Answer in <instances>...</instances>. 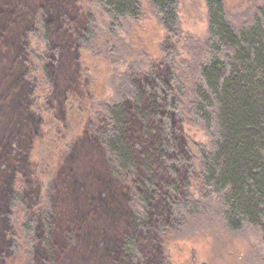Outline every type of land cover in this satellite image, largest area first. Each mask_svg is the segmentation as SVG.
I'll list each match as a JSON object with an SVG mask.
<instances>
[{
	"label": "trees",
	"instance_id": "trees-1",
	"mask_svg": "<svg viewBox=\"0 0 264 264\" xmlns=\"http://www.w3.org/2000/svg\"><path fill=\"white\" fill-rule=\"evenodd\" d=\"M93 1L112 25L121 19L138 18L146 2L170 41L181 33L178 0ZM206 3L207 36L202 40L187 37L190 60L184 61V70L178 72L176 46L168 50L163 45L164 57L153 64L148 77L129 78V87L118 90L116 102L99 108L95 127L83 132L87 141L96 145L91 159L96 153L103 169L95 170V174L105 180L98 192L86 193L87 202L95 205V200H100L89 220L96 219L102 206L114 214L108 215L100 233L92 234L101 244L107 234L115 232L111 246L105 248L107 252L100 254L102 258L96 264H163L162 236L167 231L181 232L213 204L216 217L230 231L264 229V1L249 21L239 25L228 19L223 0ZM70 7L74 8L72 0H0L2 42L17 49L27 69L29 38L37 32V89L44 94L36 112L33 83L29 111L36 118L23 123L21 111L15 115L12 112L10 129L0 139V261L3 252H16L19 246L15 227L21 221L14 226L13 209L29 205L24 189L18 185L22 172L16 167L31 155L42 130V111L47 107L55 111L52 126L56 122L66 125V107L58 109V114L56 110L62 100L59 95L63 94L66 104L69 97L82 94L75 86L78 78L66 77L71 73L54 68L55 61L50 58L51 43L63 45L71 56L77 53L74 45L78 49L81 45L79 32L75 38L69 31V39L64 38V20L69 27L82 26L77 16L74 21L69 19L73 15ZM86 30L83 42H89L95 34L90 26ZM159 67L168 68L167 79L156 74ZM18 88L12 83L10 89ZM64 91L68 92L66 98ZM42 96L37 94V100ZM132 121L143 129L146 143H137ZM189 126L201 130L208 142L193 148L186 135ZM74 160V153L67 164L64 160L56 183L76 182V193L82 195L87 175L73 174ZM54 186L53 181L48 190L49 208L21 225L30 253L37 249V264H54L56 251L61 248L63 239L53 234L56 211L67 216L55 221L64 228L71 225L78 229L84 221L76 210L64 209L59 201H53ZM39 191L37 185L36 199Z\"/></svg>",
	"mask_w": 264,
	"mask_h": 264
},
{
	"label": "rangeland",
	"instance_id": "rangeland-1",
	"mask_svg": "<svg viewBox=\"0 0 264 264\" xmlns=\"http://www.w3.org/2000/svg\"><path fill=\"white\" fill-rule=\"evenodd\" d=\"M72 1L74 8L70 7V12L73 15L69 19L74 21L77 16L82 26L69 27L68 22L65 23L66 20H64L62 28L67 31L64 38L69 39V31L75 38L79 32L77 40L81 42V45L79 49L76 44L74 45L77 53L71 56L63 45L51 43L53 51L50 58L55 61L54 68L71 73L66 77L70 78L73 75L78 78V84L75 86H77L76 89H81L82 94L79 97H69L70 100L66 104L63 94L59 95L62 100H59L56 110L58 114V109L65 110L66 107L64 120L66 125L56 122L52 126L55 111L53 109L50 111L49 107L42 111V130L34 141L31 155L27 160L22 159L16 167L17 171L22 172V178L20 177L22 182L18 185L24 189L26 204L29 205V208L17 205L16 209H13L15 211L14 226L17 220L21 221V224L18 221L19 227H15L19 246L16 252L14 250L3 252L0 264H37V249L30 253V245L22 233L21 225L28 219L37 218L39 212H45L49 208L48 190L53 181L55 182L53 201H59L64 209L76 210L77 216L82 215L84 220L78 229L71 225L64 228L60 222L57 224L55 221L59 218L61 220L66 214L60 210L55 212L53 234L54 237H61L63 242L60 243V250L56 251L54 264H96L101 260L107 252L105 248L111 246L115 239L113 236L115 232L107 234L105 241L101 244H97L92 234L100 233L108 220V215L114 216V214L102 206L96 219L89 220L90 213H95L100 200L98 202L95 200L96 204L93 205L86 201L88 200L86 193L97 191L98 187L102 188L105 180L95 174V170L103 169L99 159L96 161V153L91 159L92 151H96V145L88 142L83 132L95 127L99 108L116 102L118 90L129 87V78L136 76V80H142L148 77L153 64H157L164 57L163 45L168 50L173 45L176 46L178 54L175 56V63L179 72L185 68L184 61L190 60L188 39L202 40L207 36L206 0H178L177 10L181 33L172 41L168 39L158 17L146 2H143L142 13L138 18L121 19L118 24L112 25L106 14L93 0H75L77 4L74 0ZM263 1L223 0V4L228 19L239 25L249 21L256 7ZM89 26L95 32L94 37L89 42H83L87 32L86 27L88 29ZM3 38L4 33H0V133L4 131L0 139L10 129L7 128L9 121L13 118L12 112L15 115L21 111L23 123L28 119L30 121L31 117L36 118L35 114L29 111L33 83L35 85L33 109L36 112H39L38 103L41 104L44 100L42 96L44 94L37 89V48L40 46L37 32L31 34L29 38V69L25 62L22 64L17 49L7 46L2 42ZM166 69L168 68L159 67L156 74H162L163 78L167 79ZM12 83H17L19 88L10 89ZM64 93L66 98L68 92L64 91ZM37 94L42 96L41 100L38 99L39 101ZM74 102L77 103L70 110ZM134 122L136 121H132V127L137 143H146L143 129ZM15 126L17 127V124H12V127L15 128ZM186 135L189 144L195 149L208 142L205 134L196 127H186ZM78 148H81L80 153H76ZM73 153L74 159H77L71 165L73 174L76 177L83 173L87 175L82 195L76 193L78 191L76 182L70 184L62 183L60 180L56 183L64 160L67 164ZM92 161L96 162L92 164ZM29 163H31L30 169L27 167ZM159 174L164 175V172L159 170ZM37 185L40 187V196L38 194L36 199ZM192 193L196 197L199 196L196 190ZM215 212L216 208L213 204L202 215L191 219L181 232L167 231L161 238L164 252L163 264H264V229L248 227L238 232L230 231L219 221ZM89 232L91 235H88ZM26 236L29 240L28 232Z\"/></svg>",
	"mask_w": 264,
	"mask_h": 264
}]
</instances>
